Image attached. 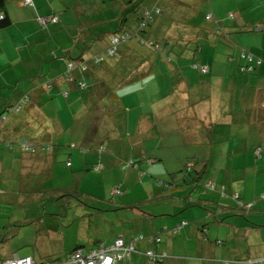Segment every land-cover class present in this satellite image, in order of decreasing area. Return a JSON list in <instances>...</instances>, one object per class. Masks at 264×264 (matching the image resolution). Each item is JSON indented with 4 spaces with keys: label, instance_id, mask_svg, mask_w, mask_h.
<instances>
[{
    "label": "crops",
    "instance_id": "crops-1",
    "mask_svg": "<svg viewBox=\"0 0 264 264\" xmlns=\"http://www.w3.org/2000/svg\"><path fill=\"white\" fill-rule=\"evenodd\" d=\"M31 1L24 5L21 0H7L4 14L10 23L0 26V113L24 94L30 96L24 110L0 122V235L10 236L0 255L45 259L64 256L77 245L91 248L119 234L129 238L140 233L158 234L160 241L136 242L131 257L117 264H154L145 256L146 250L166 253L161 264H222L233 258L249 264V260L264 259V109L249 107L257 103L252 84L258 83L257 88L264 84V0H160L161 17L169 24L165 43L175 52L185 48L183 58H164L158 50L133 40L121 46L117 61L106 58L99 65L91 60L106 49L110 34L121 28L134 30L136 16L154 0ZM205 5L210 10L201 11ZM209 12L214 19L208 21L204 13ZM230 12L233 18L226 16ZM41 14H56L59 21L41 27L36 21ZM217 23L221 33L215 32ZM197 43L200 49L191 52ZM242 48L262 59L256 75L239 74ZM157 53L164 60L153 57ZM81 61L86 62L85 69ZM192 61L208 65L209 71L199 72ZM69 62L74 65L70 81L54 80L46 87L44 83L63 73ZM130 71H136V78L123 81ZM144 81L154 84L149 98L162 100V118L154 108L125 96ZM118 88L130 90L120 93ZM119 110L131 132L115 136ZM247 120H253L252 126ZM171 127L185 129L181 144L193 147L177 158L173 148L166 147L163 152L177 160L176 166L170 170L165 165V172L162 166L152 165L147 171L166 178L169 174L170 179L180 175L176 172L184 162L206 161L205 173L215 187L199 184L193 189L191 184L178 183L165 190L155 186L153 192L169 196L161 198L160 208H139V217L130 219V227L88 233L79 225L72 230V219L82 209L89 213L87 203L99 198L80 191L85 171L97 163L99 169H107V161L119 154L118 145L125 137L133 147L144 146L153 137L161 138L162 144L170 142L161 134ZM228 128L247 135L227 139ZM248 128L254 132L249 134ZM208 129L213 132L209 134ZM22 136L51 147L38 153L23 151L17 144L9 149L6 140L15 142ZM101 144L106 151L98 154ZM87 146L92 148L81 153L79 148ZM255 147L261 148L258 156L253 153ZM146 151L141 148L139 156L164 161L161 152L155 155L157 148ZM66 188L77 189L83 201L72 196L59 199ZM232 193L245 203L252 202V207H239ZM183 219L187 223L173 233L171 228ZM9 222L14 223L13 235ZM13 236L21 243L10 245Z\"/></svg>",
    "mask_w": 264,
    "mask_h": 264
},
{
    "label": "rangeland",
    "instance_id": "rangeland-1",
    "mask_svg": "<svg viewBox=\"0 0 264 264\" xmlns=\"http://www.w3.org/2000/svg\"><path fill=\"white\" fill-rule=\"evenodd\" d=\"M259 3L261 4V2ZM204 10H210V9L205 5L201 11ZM204 17H205V13H204ZM239 45L242 46L241 44ZM242 51L246 53V57L248 56L249 53L252 54L250 50L242 48L239 52V59H241ZM154 56H159L157 58L158 60L163 59L161 57L162 55L158 53L155 55L153 54V57ZM196 57L199 58L200 55H198L197 53ZM110 59H114L115 61H117L118 54H116V56L114 55L113 57H110ZM242 60L244 61L245 58H243ZM193 63L194 61L191 62V66ZM150 82L151 81L149 82L144 81L143 82L145 83L144 87H141L143 83L131 87L130 89H133V91L131 93L126 94L125 96L128 95L133 96L134 102L138 103L137 100H139L143 107L149 106L154 108L158 113V115L162 118L163 116V113L161 111L162 100L158 101L157 98L150 99L148 96L149 91L152 89V85L154 86V84ZM130 89L121 90L120 88H118V91L121 90L120 93H123L129 91ZM125 96L123 95V97L125 98V100H123V104L124 106H127L128 104L126 102L127 99ZM120 111L121 110H119L118 114L116 115L117 118L116 121L118 125H117V134L115 136L127 134L128 131L131 132V129H128V131L126 130L127 124L125 125V121H123V117L119 115ZM130 125L134 127V120ZM172 125H174L173 122ZM161 137L165 139L167 138V140H169L171 143L167 142L165 144H162L163 140L161 138L153 137V138H148L145 141L144 146L133 147V144L131 142H128L127 137H125L121 141V144L118 145L120 152L118 155L115 156L116 159L112 158L110 159L109 162L107 161V164L105 165V167H108L107 169L97 170L95 169V165H93L94 168H89L87 171H85L87 177L85 178L82 184L83 188L80 189V191L86 193V195L87 193H95L98 195L97 197L99 198L96 199L97 200L96 203L90 204L93 205L92 206L94 207L93 209L90 208L89 203H87L88 206H86V209L89 211V213L85 212L82 209L80 210L78 215L72 219V224H73V226L71 227L72 230L78 229L79 225L80 226L83 225L88 233L89 231L96 229L101 231H109L111 227L117 230H121L123 227H130L133 222V220L130 219H134L136 221L135 218L139 217L138 214L139 208L145 209L147 206H153V205L157 206V208H160L159 204L163 200H161L159 194H156L158 192H153L155 186L163 188L164 186L163 183H167L168 181L174 183V185H177L175 183H179L182 185L186 184L185 181L183 182V180H187L188 177V175L185 172L181 173L179 171L177 172L178 174H180L178 177H171L169 179L168 178L170 177L169 174H167L168 176L166 178L161 175L156 176L155 174H154L155 176H153L150 172L147 171L148 167L152 165L155 166L160 165L164 168V170H165V165L169 167L170 170H172L176 166L177 160H170L168 158V155L165 152H163V150L166 147L173 148L175 158L179 157L181 154H184L188 148L193 147V146H187L181 144L182 139L186 137L185 129L179 130V129H174L173 127L166 128L165 132L164 131L162 132ZM141 148H145L146 150H148L146 151V154L151 153L152 149L157 148V152L155 153V155L158 156L161 152L164 161H152L148 156H144V155L139 156L143 154L141 152ZM86 155H91V154L88 153ZM132 162H136V163H132ZM99 165L101 167V164ZM126 181H128V184L123 186V182ZM184 186H189V184H186ZM138 189H141L140 193H137ZM74 202H76V199H74ZM118 202L122 204H118ZM115 203L117 204L115 205ZM124 203H126V206H123ZM96 213L99 214V216ZM70 216H73V214L70 213ZM108 220H112V223H110ZM81 233H83V231H81ZM138 234L140 233H137L136 235ZM111 239L112 238H110L109 240ZM13 243L20 244L21 242L18 237H12L10 245Z\"/></svg>",
    "mask_w": 264,
    "mask_h": 264
},
{
    "label": "trees",
    "instance_id": "trees-1",
    "mask_svg": "<svg viewBox=\"0 0 264 264\" xmlns=\"http://www.w3.org/2000/svg\"><path fill=\"white\" fill-rule=\"evenodd\" d=\"M159 1L160 0H154V2L151 5H149L147 7L145 6L143 8L142 13L140 15L136 16L138 18V20H137L136 28L134 30H130V29H127V28L126 29H124V28L122 29L121 28L120 31L112 32L110 34V36H109L108 45H107L106 49L102 53L95 54L91 61H94L97 65H99L106 58L113 57L114 55L116 56V54H118V56H119L120 55L121 46L123 44L131 42L133 40H136V41H138L141 44L149 46V47H151V49L158 50L160 53H162L164 58L169 59L172 56H175L174 58H177V57L178 58H183V51L185 50V48H178L176 50V52H175V50H173L172 47H167V45L165 43V38L168 36L167 31H168V28H169V24H168L166 19H162V17H161L162 16L161 15L162 11H161V7L159 5ZM6 2H7V0H0V26H6V25H9V23H10V19L4 14V10H5V7H6ZM139 5L140 4H138V7H139ZM229 14L230 13L226 14V16L228 18H233L234 17L233 13H232V16H230ZM208 15L210 17H207ZM38 16L46 17L47 18L46 22L43 23V24L39 23L37 21V17ZM38 16L36 17V21L41 27H46L49 24L57 23L59 21V17L56 14H41V15H38ZM204 18H205V20L209 21L211 19H214V15H213L212 12H209V13L205 14ZM156 20H157L158 23L155 24L154 26H152L151 24L154 23ZM256 26L257 25H253L252 27H256ZM215 32L216 33H221L222 32V30L220 28V25L218 27V23H217V27L215 28ZM166 34H167V36H166ZM113 37L117 38L116 42H112ZM113 47H114V51L112 53H109L108 50L110 48H113ZM165 47H167V48L164 49ZM198 49H200V44L199 43H197L196 46L192 47L190 49V51L195 53V52H197ZM249 54H251V53H249ZM254 56L255 55L252 53L250 59H248L246 56L245 57H241V59H240L241 62L238 65L239 74L246 75V76L256 75V69L261 65L262 59L259 56H255V58H254ZM100 57H101V59L98 61L97 59L100 58ZM243 58H245L244 61L242 60ZM96 60L98 62H96ZM72 65H73V62H72ZM79 65L80 66L86 65V62L81 61V62H79ZM192 66H194L193 68H195L196 70H198L199 72H201L203 74H205V73H207L209 71V66L208 65L200 64L197 61H194ZM73 68H74V65H73ZM72 71H73L72 68H70V70H69V63H68L66 65L65 69H64V72L59 74V75H57V76H55V77H53V78H51V79L49 78L44 83L45 86L48 87V88L51 87L52 83L54 82V80H55V82L58 81V82H62V83L63 82L64 83L65 82H69L71 77H72V74H71ZM135 73H136V71L135 72L134 71L128 72L123 77L122 80L123 81L124 80L125 81L126 80H134L136 78L135 77L136 76ZM252 85H253V87H255L256 102L257 103H256V105L254 104L253 106L249 105V107L252 109L255 106V110L257 108H259V109L263 108L264 109V84H263V86L258 87V88H257L258 83H254ZM76 86L78 88H81V84L78 83V82L76 83ZM24 97L26 98V100H24ZM29 100H30V96L26 93V94L23 95L22 98L17 100V102L15 104L7 105L5 107V109L0 113V122H3L5 119H7L10 114L17 113V112H20V111L24 110L26 108V105H28ZM16 105H20V107H19V109L17 111H14L12 109L10 110V108L15 107ZM233 113H235V112H233ZM258 113H260V112H258ZM252 121L253 120H251V121L247 120L246 124L252 126L251 125ZM261 124H263V122ZM235 131L231 132V129H229V128L227 130H225V132H227L226 138L227 139H231V138L232 139H236V138H234V136H237V137L241 138L240 135H242V133H244L243 130H240L239 133H237ZM261 131H262L261 129L258 130L259 137H261L260 135H262ZM1 132H2V126L0 125V134H1ZM208 132H209V134H211V132H213V131H210V129H208ZM247 132L250 134V133H253L254 130L251 129V128H248ZM221 134H223V133H221ZM245 135H247V134H245ZM21 140H23L24 142L21 141ZM14 144H17L20 147V149H22L23 151L29 152V153L45 152V151H48L50 149V147H51L49 143H45V142H41V141H31V140H29V138L24 137V136L18 137L15 140V142L12 141V140H6V145L9 147V149H12ZM91 148H92V146H89V147L87 146V147H82V148H79V149H80V152L83 153V152H87ZM96 149H97L98 154H100L103 151H106V146L101 144V145H98ZM257 149H258L257 147L253 148V153L256 156H258L260 154V152H261V148H259L260 149L259 153L256 152ZM150 159L152 161L154 160L152 158H150ZM132 163H136V162H132ZM66 164L69 165L70 162H67ZM94 165H95V169H97V170L99 168H101L98 163L94 164ZM91 168H94V167L92 166ZM206 169H207V162L206 161H203V162L199 161V163L197 161L196 162H192V163L187 161V162H184V164L182 165L181 169L178 170V172L179 171L181 173L185 172L188 175L187 180H183V182L185 181L186 184H191L193 186V189L196 186H198L199 184H201L203 187L209 186V187H213L214 188L215 187L214 182H212L210 180V176H207L206 173H205ZM163 184H164L163 188L165 190H167V189L169 190L171 188V186L174 185V183H172V182H167V183H163ZM175 184H178V183H175ZM186 184H183V186L186 185ZM60 192H61V196H60L59 199H62L63 201L65 200L63 198H65V197L66 198H69V197L71 198V196L76 198V199H78V200H80V201H83L82 194L80 192H78V190L75 189V188L74 189H71V188L62 189ZM235 194H236V196H234ZM167 196H169V195L168 194L167 195L163 194L160 197L164 199ZM231 196L234 199L237 200V205L239 207L251 208L252 205H253L252 202H246L245 203L244 201H242L237 193H232ZM261 198H264V194L261 195ZM248 204H250V205H248ZM183 221H185L184 224H182ZM186 223H187V221L185 219H183L179 223H177L174 227L171 228L173 233L177 232V230H179L180 227L184 226ZM7 228L10 230L11 235H13L15 233L14 232V228L15 227H14V223L13 222H9V224L7 225ZM138 235H143V234H138ZM138 235H134V236H138ZM151 235L155 236V241L154 242L155 243H159L160 237L158 236V234L143 235L144 238L140 239L139 241H141V240L148 241L147 238H148V236H151ZM119 236L122 237L126 241L130 240L131 238H133V236H130L129 238H126V237H123L121 234H119L115 238H117ZM9 237L10 236H8L7 234L0 235V248H2L3 245H6V242L8 243L7 240H8ZM115 238L110 243L97 241V242H95V244L91 248H83V247L77 245V246H75V248L70 250L64 256H53V257H49V258H45V259H35L31 255H17L16 253H12L9 256H1L0 255V259H8V258L10 259L13 256H19V257L30 256L36 263H42L43 264V263L51 262L53 260L55 261V260H58V259L67 258L71 254V252L76 250V249H82L83 251H88V250L97 248L100 245H110V244L113 243ZM154 242H150V243H154ZM135 244H136V242H135ZM135 248H136V246H135ZM146 251H144V254H145ZM151 251L153 252L154 255L148 256V255L145 254V256L149 260H151L154 264H161V262L167 256V254L164 253V252L163 253H157V252H154L153 250H151ZM134 252H132V253H134ZM132 253L128 257H126L124 259L116 260L113 264H117V263H119L121 261L129 259L131 257V255H132ZM255 261H262L261 263L264 264V259L249 260L248 262H249V264H255L254 263ZM226 262H227V264H240L241 263L238 258L224 260L222 262V264H225Z\"/></svg>",
    "mask_w": 264,
    "mask_h": 264
},
{
    "label": "built area",
    "instance_id": "built-area-1",
    "mask_svg": "<svg viewBox=\"0 0 264 264\" xmlns=\"http://www.w3.org/2000/svg\"><path fill=\"white\" fill-rule=\"evenodd\" d=\"M23 4H31V0H21ZM232 16V13L229 14ZM207 17H210L209 15ZM47 20L46 17L38 16L37 21L41 24L45 23ZM117 38L113 37L112 42H116ZM109 53H112L114 51V47L110 48ZM246 53L242 51L241 57H245ZM248 59L251 58V54H248ZM101 59L98 58L99 61ZM96 60V62H98ZM82 69L86 68V65L81 66ZM72 68V64L69 63V70ZM66 92H63V95H65ZM24 100L26 98L24 97ZM20 105H16L15 107L10 108V110L17 111L19 109ZM23 141V140H21ZM24 142V141H23ZM257 153L260 152V149L258 148ZM210 184V183H209ZM117 192V191H116ZM236 196V194L234 195ZM250 205V204H248ZM185 221L182 222L184 224ZM144 238L143 235L133 236L130 240L126 241L122 237H117L110 245H100L97 248L83 251L82 249H76L71 252V254L67 258H62L58 260H53L48 263L43 264H113L116 260H121L126 257H128L132 252L136 250L135 248V242L139 241L140 239ZM148 242H154L155 236L151 235L148 236ZM157 240V239H156ZM146 255H154L151 250H147L145 252ZM262 261H255V264H263ZM0 264H42V263H36L30 256H13L12 258L8 259H0ZM227 264V262L225 263Z\"/></svg>",
    "mask_w": 264,
    "mask_h": 264
},
{
    "label": "clouds",
    "instance_id": "clouds-1",
    "mask_svg": "<svg viewBox=\"0 0 264 264\" xmlns=\"http://www.w3.org/2000/svg\"><path fill=\"white\" fill-rule=\"evenodd\" d=\"M69 63H71L72 64V62H69ZM72 69H73V65H72ZM72 74V73H71ZM63 92H65V91H63ZM63 92H62V94H63ZM67 95V92H66V94L65 95H63V96H66Z\"/></svg>",
    "mask_w": 264,
    "mask_h": 264
}]
</instances>
